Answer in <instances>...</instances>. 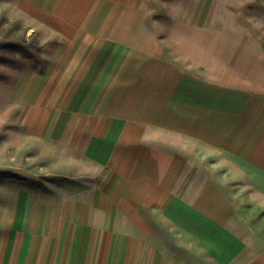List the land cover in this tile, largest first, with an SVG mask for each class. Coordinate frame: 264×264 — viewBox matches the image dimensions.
Segmentation results:
<instances>
[{
  "label": "crops",
  "instance_id": "1",
  "mask_svg": "<svg viewBox=\"0 0 264 264\" xmlns=\"http://www.w3.org/2000/svg\"><path fill=\"white\" fill-rule=\"evenodd\" d=\"M11 2L46 157L0 177V264H264V0Z\"/></svg>",
  "mask_w": 264,
  "mask_h": 264
},
{
  "label": "rangeland",
  "instance_id": "2",
  "mask_svg": "<svg viewBox=\"0 0 264 264\" xmlns=\"http://www.w3.org/2000/svg\"><path fill=\"white\" fill-rule=\"evenodd\" d=\"M11 1L14 0H0V42L11 32L19 42L34 44V38H27V32L38 25L37 21L19 12ZM25 64L21 54L0 48V177L11 175L9 171L16 174L36 171L39 178L45 177L40 175L41 163L46 157L43 148L36 146L34 140L21 136L17 125L18 102L12 96V86Z\"/></svg>",
  "mask_w": 264,
  "mask_h": 264
},
{
  "label": "trees",
  "instance_id": "3",
  "mask_svg": "<svg viewBox=\"0 0 264 264\" xmlns=\"http://www.w3.org/2000/svg\"><path fill=\"white\" fill-rule=\"evenodd\" d=\"M4 36L5 40L0 42V48L11 53L21 54L23 58H34L35 51L40 50L39 46L14 39L11 32H7Z\"/></svg>",
  "mask_w": 264,
  "mask_h": 264
}]
</instances>
